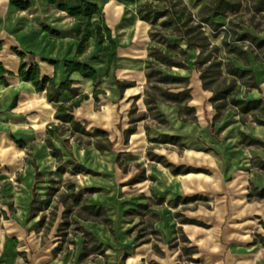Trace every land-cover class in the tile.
<instances>
[{
  "label": "crops",
  "instance_id": "1",
  "mask_svg": "<svg viewBox=\"0 0 264 264\" xmlns=\"http://www.w3.org/2000/svg\"><path fill=\"white\" fill-rule=\"evenodd\" d=\"M20 1L27 2L28 6L19 8L9 0H0V40L2 42L0 61L5 69L12 73V75L5 76L6 84L1 83L0 80V141L5 140V146H9L12 152L18 154L19 151L22 153L43 151V154L51 156L45 143L47 127L51 123L60 125L59 121L54 118L59 104L78 101L72 111L74 120L89 132L95 128L104 130L106 136L101 137V140L104 143L110 142L111 145L109 149H97L93 141L98 137L89 138L90 143L85 142V144L92 145L97 153L102 152L114 156L117 161L114 166L118 171L120 164L124 166L130 162L139 164L144 178L127 185H142L148 179L154 180L149 193H144L143 197L136 200L137 207L142 208L141 205H146L148 208L147 200L151 199L155 203L161 204L169 201L172 206H177L180 199L182 202L186 201L184 199L187 198L181 197L188 195L185 193L186 189L195 186L196 182L217 187L234 172H236V177H232L234 180L241 181V183L255 181L257 185L262 186L258 194L264 196V125L253 121L251 112L247 113L246 121L242 123L239 120V112L234 107L221 110L215 116L217 112L209 100L211 91L202 87L199 69L196 68L199 47L187 46L185 40L178 39L177 44L187 52L186 67L172 66L166 72L187 78L184 85L175 87V90L183 86L190 88L187 105L194 108V118L183 121L179 117V107L160 97H157L155 109L149 108L151 103L147 102L148 96L145 92L147 90L145 59L150 25L137 17L134 3L88 0L97 4L99 9L97 13L91 15L90 20L102 18L110 28L111 37L117 44L116 58L109 65L106 73L109 42L104 40L99 44L96 38L89 37L84 44L83 51L77 53V36L86 22L69 16L65 10L58 7V5H66L74 8L80 5V0ZM243 2L246 9L247 3ZM195 4L199 7V3L195 2ZM125 5L131 7L127 10V18L123 17ZM253 14L260 16L264 14V9L261 13ZM227 16H229L228 19L231 17V15ZM261 19L264 22L262 17ZM243 25L244 22L239 32H248L258 39H264V23L259 29L246 24L245 26L249 28L243 30ZM205 27L207 26H204V30ZM50 30L56 31L57 34ZM13 47L24 52L22 59L13 52ZM72 58L93 67L96 71V81L93 82L92 79L83 77L76 71L67 73L62 62ZM46 59L55 60L58 65L54 67ZM21 60L27 65L37 63L40 74L54 77L56 83L69 78L71 80L69 89L61 91L57 102L47 101L44 91H36L30 81H24L18 76ZM248 60L249 64L246 68L253 71L258 88H250L244 93V87H241L239 96L245 95L246 99L261 98L264 104V60L257 59L250 52H248ZM233 61L236 65L244 67L241 62ZM116 79L131 82V85L119 91L115 83ZM94 89L97 91L93 95ZM82 95L86 96L82 97ZM231 110H235L237 115L234 113L229 116L227 113ZM139 115L141 118L134 121L135 129L130 133H125V130L132 124L131 119ZM65 128L66 125H60L57 132L50 137L53 145L59 148L61 153L64 148L62 142L66 139L64 133L68 132L69 136L72 135L70 130ZM217 131L224 137L219 136ZM242 134L260 143L247 144V139L241 140ZM163 135L171 136L172 139L167 137L166 141L161 142ZM14 139L22 140L24 145L18 146ZM255 144L257 146H254ZM178 148H181V151ZM147 150L162 156L175 166L184 165L196 168L197 171L173 173L168 166L150 159ZM22 164L26 177L23 184L25 187L29 186V190L28 193H24L23 198L16 196L13 200L19 203L24 201L26 205L21 204L15 217L9 216L0 221V264H28L20 257L26 249L31 251L30 264H142L144 255H147L152 248L158 247L150 239L139 240L136 236H129L126 231L116 232L112 228H92L85 226L86 224L81 227L93 234L103 257L90 253L93 255L91 258L88 254L80 259L84 246L83 236L75 247V251L70 254L71 259L66 257V251L52 254L50 250L40 251L35 246L33 247L32 243L26 242L23 236L26 230L33 231L26 225L32 224L36 215L30 219L27 218L28 206L32 188L35 190L36 184L40 181L35 182L34 178L37 160L30 158ZM79 164L89 169L83 163ZM36 169L38 170L37 166ZM75 173L87 174L84 171ZM132 175L129 174L128 179ZM175 199L176 203L172 204ZM86 204L103 208L92 202ZM126 209L134 210L135 208ZM127 210H125L126 214L133 212H127ZM138 213L141 212H135L133 216L136 217ZM191 220L205 226L201 221ZM85 221L89 222L90 219ZM174 223L178 224L179 229L189 234L197 232L193 228L195 224L201 225L185 221L172 222L168 220L165 213H157L154 231L158 236L165 237ZM259 244L264 248L259 241L255 244L256 250ZM160 249H162L161 246ZM133 250H135L134 255H130ZM258 253L256 257L260 258ZM260 264H264V261L260 260Z\"/></svg>",
  "mask_w": 264,
  "mask_h": 264
},
{
  "label": "rangeland",
  "instance_id": "2",
  "mask_svg": "<svg viewBox=\"0 0 264 264\" xmlns=\"http://www.w3.org/2000/svg\"><path fill=\"white\" fill-rule=\"evenodd\" d=\"M185 2L196 12L198 7L193 0ZM249 5H252V1ZM128 8L131 7L125 5L124 18L128 17ZM240 11L243 14L236 20L244 22L243 30L249 28L245 26L246 24L259 29L264 23L259 15L245 9L244 2ZM228 17L218 16L216 21L227 26ZM205 32L208 33L211 43H221L222 31L217 37H211L207 27ZM148 39L149 43L153 41L150 37ZM169 40L178 42V38L174 37H169ZM154 41L161 47L165 46L160 39L154 38ZM242 44L245 46L247 41ZM222 54L223 50L220 49L219 56ZM162 72L166 73L167 70L162 69ZM184 84L182 81L158 82L152 76L147 83V90L161 98L159 90L154 86L175 88ZM234 113L236 111L231 110L227 114L230 116ZM216 133L224 137L220 132ZM64 136L66 139L63 142L61 139L64 148L60 162L43 154V151L36 153L19 151L17 154L12 152L9 146H5V140L0 141V221L9 216L15 217L21 204L26 205L24 201L15 202L13 198L16 196L23 198L24 193H28L29 190V186L25 187L23 184L26 177L22 163L30 158L37 160L35 165L40 172V183L36 184L35 191L39 198L47 200L48 205L37 211L32 224L26 225L33 231L26 230L23 237L26 242H31L33 247L40 251L50 250L52 254L66 251L68 258L80 243L81 226L86 224L85 226L92 228L126 231L131 237L136 236L139 240L150 239L152 243H156L158 247L152 248L144 255L142 264L155 262V264H260V260L264 261V248L259 244L256 250L255 245L259 242L257 235L264 234V196L258 194L262 186L257 185L255 181L242 183L236 181L232 178L236 177L234 172L217 187L196 182L195 186L186 189L185 193L188 195L181 197L187 198L186 201L182 202L180 199L177 206H172L169 201L155 203L151 199L147 200L148 208H140L137 207L136 200L143 197L144 193H149L154 180L148 179L142 185H127L128 175L139 172L141 170L139 165L135 162L125 166L120 164L118 171L114 166V163L117 164L114 156L95 152L92 145L85 144L87 137L78 134L69 136L68 132H65ZM69 153L71 154L68 155ZM70 161L72 164L83 163L91 172L87 174L72 172L73 165L68 163ZM72 192L80 194L84 203L92 202L103 206L104 215L89 217V222L77 217L75 213L78 211L83 214L87 212L74 204ZM129 207L135 208L136 211L126 214L125 210ZM135 212L141 213L135 217L133 216ZM157 213H165L172 222L179 223L185 218H190L203 222L205 226L189 222L195 224L193 228L197 230L195 234H189L174 223L166 236L161 237L154 231ZM136 222L138 223L134 225ZM86 246H90L89 240L86 241ZM22 253L21 259L30 264L31 251L26 249ZM134 253L135 250L130 255ZM257 253L260 258L256 257ZM96 254L99 255L97 257H103L100 253ZM91 256L93 255L90 254L88 257Z\"/></svg>",
  "mask_w": 264,
  "mask_h": 264
},
{
  "label": "trees",
  "instance_id": "3",
  "mask_svg": "<svg viewBox=\"0 0 264 264\" xmlns=\"http://www.w3.org/2000/svg\"><path fill=\"white\" fill-rule=\"evenodd\" d=\"M9 1L19 8H26L28 6L27 2L20 0ZM115 1L134 3L137 17L148 22L150 25L148 35L153 41L148 45L147 57L145 59V77L147 83L152 76L155 78V81L158 82H187V78L162 72V69L168 70L172 66L186 67V50L176 42H171L169 37L183 39L186 41L187 46L199 47V53L196 57L199 78L202 87L211 91L209 100L212 102L213 108H215L217 112L215 116H217L221 110L228 107H234L239 112V120L242 123L246 121L247 113L251 112L253 121L264 125V104L262 99H246L245 95L239 96L241 87H244V93L249 91L250 88H258L253 71L246 68V66L249 64L248 52L252 53L257 59L264 60V39H258L248 32H239L243 21L240 19L236 20L242 15V13H240L242 1L247 3L246 10H249L248 2L253 1L250 10L253 13H261L264 9V0H194L196 3H199L196 12L187 6L185 0ZM58 7L65 10L69 16H73L77 20L86 22L83 30L77 36V53L83 51L84 44L89 37L96 38L99 44L104 40L109 42L110 50L107 57V73L109 65L116 58L117 44L111 37L110 28L102 18L90 20L91 15L97 13L99 10L97 4L88 0H80V5L74 8L67 7L66 5H58ZM227 15H231L228 19L227 26H223V23L221 22L214 21V18L217 16ZM260 16L264 19V14H260ZM204 26L209 28L212 37H216L221 31L223 32L221 45L210 42L208 34L205 33ZM50 31L57 34L56 31ZM154 38L163 41L165 46L161 47L158 42L154 41ZM244 41H247L245 46L242 44ZM1 45L2 42L0 40V49ZM220 49H223V54L221 56H219ZM12 50L22 59L24 52L19 51L14 47ZM233 60L241 62L244 67L236 65ZM46 61L51 63L54 67L58 65V62L55 60L46 59ZM62 63L67 73L76 71L81 76L90 78L93 82L96 81V71L87 63L81 62L75 58L66 59ZM6 75H12V73L6 70L3 63L0 61V80L3 84H6ZM18 76L24 81H30L36 91H44L47 101L50 102H57L61 91L69 89L71 85V80L69 78H66L60 83H56L54 77L43 76L40 74L37 63L27 65L26 62H23L22 60L18 67ZM115 83L119 91H122L124 87L131 85V82H123L117 79L115 80ZM154 87L159 90L161 99L167 102H172L179 107V117L181 120L185 121L194 118V108L187 105V101L190 97V88L183 86L181 89L175 90V88L171 86ZM96 91V89L93 90V95ZM145 92L148 96L147 102L151 103L149 108L155 109V102L158 99L157 96L153 93H149L148 90H145ZM85 96L86 95H82V97ZM77 103L78 101H72L69 104H59L54 113V118L59 121L60 125H66L65 129L70 130L71 134L78 133L81 136L88 137L86 143H90L89 138L98 137L93 141L94 146L99 150L109 149L111 145L110 142L104 143L101 140V137L106 136L104 130L95 128L89 132L85 130L83 125L74 120L72 111ZM187 115L189 116L187 117ZM140 118L141 116L139 115L136 118L131 119L132 124L125 130V133L132 132L135 129L134 121H137ZM60 125L53 123L49 124L47 127V137L45 138L49 153L57 162L62 160V153L59 148L53 145L50 137L54 132H57ZM167 137L172 139L171 136L163 135L160 141H166L165 139ZM244 139H247V144L260 143L259 141L248 138L245 134H242L241 140ZM14 141L20 147L24 145L22 140L14 139ZM147 155L150 159L161 162L164 166H168L173 173L197 171L196 168L184 165L175 166L167 162L162 156L153 154L148 150ZM68 163L73 165V168L71 169L72 172H91V170L83 168L79 163L72 164L71 161ZM39 175L40 172L35 166V182L40 181ZM143 178V170L141 169L139 172L133 174L126 181V184L141 181ZM72 196L74 198V204L79 205L80 210L87 212L86 214H83L80 211L75 213L80 219L88 220L90 219L89 217H99L104 215L102 207L82 202L80 194L72 192ZM175 203L176 199L173 200L172 204ZM47 205V200L39 198L34 188H32V196L28 206L27 218L30 219L34 217L37 211ZM141 207L145 208L146 205H141ZM132 211L136 210H127V212ZM104 219L108 220L107 218ZM183 221L195 222L187 218L183 219ZM199 224L203 225L202 223ZM81 233L84 239V246L80 259L90 253H101L93 234L84 230L82 227ZM257 236L259 241L264 245V235L258 234ZM88 240L90 241L89 247L86 246V241Z\"/></svg>",
  "mask_w": 264,
  "mask_h": 264
}]
</instances>
